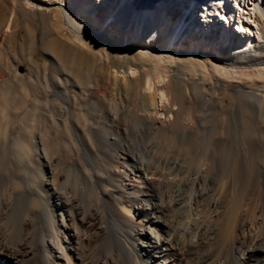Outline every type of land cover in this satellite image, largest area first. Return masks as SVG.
Instances as JSON below:
<instances>
[{
	"label": "bare ground",
	"instance_id": "1",
	"mask_svg": "<svg viewBox=\"0 0 264 264\" xmlns=\"http://www.w3.org/2000/svg\"><path fill=\"white\" fill-rule=\"evenodd\" d=\"M54 1H59L54 19L60 26L59 34L93 54L91 63L79 70L63 63L58 69L59 74H70L75 86L87 83L80 101L96 105L95 113L87 110L75 114L71 122H66L64 116L68 130L139 129L160 133L168 141L181 131L188 133L189 145L198 149L205 133L200 124L202 115L196 109L214 98L223 112L219 148L213 149L210 156L204 149L191 169L179 172L173 162L144 160L145 151L141 150L139 157L122 145L110 151V168L87 177L97 187L91 191L93 199L85 202L81 189L66 182L55 153L39 150L45 148V141L35 140L37 133L31 134L33 130L6 126L0 116V164L14 175L27 170L35 185L27 192L0 197V264H264V41L247 50L240 46H248L249 41L237 40L238 49L226 51L221 59L172 53L164 48L125 49L94 35L84 23L91 21L100 28L118 27L123 33L132 30L138 37L151 36L167 47L176 46L183 39L190 44L187 37H198L195 33L199 21L185 29L182 18L186 10L182 8L181 18L170 22L164 4L157 20L149 7L136 10L127 0ZM101 2L105 5L104 15L99 12ZM218 4L204 1L209 10H216ZM237 13L240 18L245 14L241 10ZM213 15L210 11L207 16ZM202 16H206L205 11ZM226 17L227 28L218 39L221 46L231 39L234 12ZM156 26L158 30L154 32ZM129 70L137 71L139 78L129 77ZM172 76L186 85L179 95L167 89L169 80L165 78ZM5 78L0 79L3 106L10 100L24 98L29 89L16 70ZM53 81L48 88L54 85ZM87 88L92 94H86ZM229 93L232 102L227 99ZM38 96L40 100L41 95ZM158 100L164 102L160 111ZM47 105L54 109L53 104ZM228 107L229 114L225 111ZM214 167L223 171L218 189L211 187L208 177ZM183 184L188 187L185 198L179 191ZM99 202L110 207L114 221L111 231ZM41 218L45 221V235L38 244L44 255L37 257L33 228ZM10 221L15 224L11 232L6 225ZM105 237L108 247L93 253L90 260L86 252Z\"/></svg>",
	"mask_w": 264,
	"mask_h": 264
},
{
	"label": "rangeland",
	"instance_id": "2",
	"mask_svg": "<svg viewBox=\"0 0 264 264\" xmlns=\"http://www.w3.org/2000/svg\"><path fill=\"white\" fill-rule=\"evenodd\" d=\"M168 1L127 0V2H130L135 6L136 10L149 7V10L154 11V15L157 20L160 18L158 14L161 10V6L164 4L167 9V15L171 18L170 22L174 19L178 20L181 18V11L182 8H184L186 10L184 17L187 16L189 21L186 24L185 29L191 26L195 21H199V26L196 28L195 33L198 37H187L190 40V44L188 45L183 39L176 46L171 45L165 47L159 40H153L151 36H136V34H133L132 30L123 33V31H120L118 27L100 28L97 27L96 24L94 25L91 23V21L85 22L84 25L90 30V32L97 35L99 38L106 40L112 46L125 49H135L138 46H141L149 50L164 48L166 51L172 53H189L197 54L199 56L210 55L217 59H221L222 54L226 51L233 52L235 49H238V47L235 46L237 40H248V46H240V49L247 50L253 49L259 43L264 41V0H213L215 5L220 3L218 4L219 8L216 10L206 9L204 6L205 0H171L172 3H169ZM179 1L183 2L179 4ZM58 3L59 1L54 0H0V79H6L5 77L11 73V70H16L18 74L23 77L22 79H24L21 81L24 83L26 81L28 82V84H26L27 82L22 84L25 86L27 85L26 87L29 88L24 98L10 100L9 103L7 102L4 106L0 104V116L4 117L6 126L13 127L17 130L22 127L23 129H29L30 132L33 130L31 134L34 131L33 135L37 133L35 135L36 137H34L35 140L42 138L45 141L42 143L45 144V148L39 147V150L48 153L49 149L55 153V156L60 159L58 167L61 170L62 175L65 177L66 182L68 184H75L81 189V197L85 202L93 199L94 194L92 192H95L97 187L96 182H88L87 177L100 172L99 170L110 168V151L115 148L120 149L122 145L139 157H141L140 151H145L146 159L144 160H150L156 163L159 160L158 164H162L164 160L167 162H173L176 165L174 169L179 172L186 171L189 168L191 169L197 163V159L199 157L198 154H201V151L204 149L208 151L209 156L212 154L211 152L218 150L219 141L217 138H219L220 133L219 121L221 120L223 112L218 106V101L214 98H211L208 104H203L196 109V111L202 115L200 118V124L202 125L205 133L202 141L204 143H201L198 149H194L189 145V140L187 139L188 133L181 131L172 135L171 140L168 141L160 133L139 129H132L126 132H116L109 130L100 131L99 129L90 128L86 131L79 130L81 134L78 130H68L65 126V120L63 118L66 117V122H71L72 117L75 116V114L85 113L87 110H89L87 111L89 113H95L96 105L92 102L81 103L80 101L82 92L84 91L82 88H84L87 83L85 84V82H82L78 85L79 87L77 85L75 86L72 76L70 74L67 75L68 73L59 74L58 69L63 63L73 70H79L82 66L89 65L91 63V56L93 54L84 46L76 42L69 41L59 34L58 29L60 26L54 22L55 13L58 9ZM194 4H199V6L195 7ZM104 8L105 5L101 2L99 5V12L101 15H104ZM237 10L245 12V14H242L243 18H240V14L237 13ZM197 11V16H195V12ZM203 11H205L206 16H202ZM210 11L214 12L215 15L207 16ZM230 12H234V24L230 29L231 39L227 45L221 46L218 45L219 35L227 28L229 18L226 16L227 13ZM183 24H185V22H183ZM157 30L158 26L155 27L154 32ZM60 75L62 78L59 77ZM117 75L121 76V74ZM127 75L131 78H139L138 72L135 70H129ZM160 78L164 81V77ZM165 79L169 80L167 89L172 94L174 93V95H179L186 86L177 77L172 76L169 77V79ZM51 80H54L53 82H55V86L53 85L51 88H48ZM33 81L35 82L33 83ZM159 84H162V82ZM32 87H35L36 89ZM38 87L40 89H38ZM46 89H48V91H46ZM34 92L36 95L33 94ZM90 92L91 91L87 88L86 94H92V92ZM58 94L59 96H57ZM33 95L35 99H33ZM38 95H41L40 100H38ZM37 96L38 98H36ZM227 99L230 102L233 101L230 93ZM15 100H18L17 103H15ZM27 100L28 102H26ZM11 101L13 102V105ZM46 103L53 104L54 109L49 108V105ZM21 104L24 105L22 106ZM8 105H10L9 107L11 109ZM163 105V101H157L159 111L162 109ZM61 107H64L62 108V111L60 109ZM39 109H41V111ZM79 109H81V111H79ZM55 111H57L58 114H56ZM225 111L229 114L230 108H226ZM40 113L43 114L41 115ZM39 114L42 117H40ZM10 116L13 117L11 118ZM158 116L164 117L162 113H158ZM44 120H47V122ZM50 122H52V124ZM48 125L49 130L47 127ZM42 130L44 131L42 132ZM83 131L85 133H83ZM50 139H52V141ZM52 142L55 145V148L53 147ZM0 168H2L0 169V197L11 195L12 193L19 194L27 192L31 187L34 188L35 185L31 182L30 177L28 176L29 172L27 170L22 169L14 175L9 173L3 164H0ZM208 177L211 187L218 189L223 177V171L220 167H214L209 172ZM180 187L179 191L181 192V197L185 198L188 195V187L184 184ZM100 203L101 202L98 204L99 209L102 211L104 220L107 225H109V230L111 231V228L114 226V221L110 207L106 203ZM44 222L43 218L39 219L33 228L32 242L37 257L44 255L42 249L39 247L40 245L38 244L45 235ZM6 225L10 232L15 230V224L13 222L10 221ZM106 239L107 237L104 238L105 241H98L96 242L98 244L95 243L96 245H91L92 248H89L90 250L88 249L86 252L89 255V259L95 254H98L100 250H104L108 247L109 240Z\"/></svg>",
	"mask_w": 264,
	"mask_h": 264
}]
</instances>
